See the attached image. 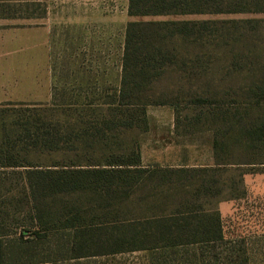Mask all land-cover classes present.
I'll return each instance as SVG.
<instances>
[{
	"label": "rangeland",
	"instance_id": "1",
	"mask_svg": "<svg viewBox=\"0 0 264 264\" xmlns=\"http://www.w3.org/2000/svg\"><path fill=\"white\" fill-rule=\"evenodd\" d=\"M127 3L128 0H5L0 3L3 6L0 14L12 16L0 18V25L24 29L26 40L31 39L32 30H40L41 38L46 41L41 48L40 89L30 101L6 103L67 107L70 123L78 116L77 110L86 106L91 107L94 117L101 113L108 118L104 110L118 102L125 30L129 22L189 21L196 22V27L206 24L224 34L254 33L255 43L260 48L255 52L247 51L239 44L233 51V59H258L260 53L264 58V14L132 18L127 15ZM173 43L181 42L175 40ZM200 52H204V58L209 57L204 50L196 49V54ZM252 61L250 65L247 62L224 66L210 65L208 60L196 66V76L192 78H189L191 73L170 69L149 93L150 100L158 103L145 107V124L136 123L140 115L129 113L121 120L127 126L133 121L137 127L119 128L123 134L115 138L112 147H138L144 167L157 166L170 174L167 179L170 183L161 192L164 199L154 196L155 190H149L155 180L145 189H148L150 198L144 213L156 215L180 211L197 217L182 230L184 244L175 248L72 260L64 237L66 233L51 231L47 239L40 241L28 235L26 229L22 230L29 226L28 216L34 212L31 201L21 200L25 196L22 191L25 171L21 168L0 171V233L8 234L2 238L8 246L16 245L17 235L22 233L24 239L37 243L38 249L29 256L7 254L2 258L3 262L264 264V144L240 139L242 129L264 120V103L259 98L264 90V63ZM197 67H208L209 70H198ZM197 99L201 103H197ZM203 100L206 102L202 103ZM6 103H0V135L2 129L9 130L20 113L18 106H4ZM225 129H229L228 148L214 156L212 137L218 134L217 137L221 138ZM71 157L72 154L55 153L40 157L32 155L29 160L49 166L55 162L68 163ZM216 163L227 165L218 166ZM61 198L53 197L43 203L49 204L55 212L65 205L69 208L83 205L87 200L77 196L69 201ZM141 210L134 197L121 208L112 206L104 211L117 212L128 219L119 232H125L129 240L134 231L131 219L139 216ZM215 213L220 218L223 240L186 244L190 237L186 232L192 230L191 226H198L199 217ZM106 221L110 220L98 222Z\"/></svg>",
	"mask_w": 264,
	"mask_h": 264
},
{
	"label": "trees",
	"instance_id": "2",
	"mask_svg": "<svg viewBox=\"0 0 264 264\" xmlns=\"http://www.w3.org/2000/svg\"><path fill=\"white\" fill-rule=\"evenodd\" d=\"M4 1L0 0V3ZM196 14H264V0H128L127 3V15L132 18ZM0 18L12 16L0 14ZM254 35L224 34L206 24L196 27V22L189 21L129 22L125 30L118 102L104 110L108 118L101 113L94 117L91 107L86 106L77 110L78 116L70 123L67 107L3 104L18 106L20 109L17 121L13 122L8 131L2 129L0 135V171L21 168L25 171L22 183L25 196L21 200L32 202L31 210L34 214L28 216L29 226L22 230L26 229L28 235L40 241L47 239L51 231L66 233L64 237L67 238L72 260L106 254L168 249L184 244L182 230L185 225L191 224L190 220L196 219V216H187L180 211L156 215L144 213V207L150 198L148 189H145L155 180L149 190H155L154 196L160 200L164 199L161 192L164 186L170 183L167 180L170 174L157 166L144 167L138 147L119 149L112 147L113 142L123 134L118 131L119 128L137 127L133 121H129V126L121 122L125 114L140 115L136 123L145 124V107L158 103L157 100H150L149 93L164 77L166 71L174 69L188 72L191 73L189 78H192L196 76V66L208 60L210 65L224 66L247 62L250 65L252 60L253 63H264L261 53L258 59H233V51L239 44L247 51L255 52L260 48V45L255 43ZM175 40L181 43L174 44ZM240 40L242 42H239ZM196 49L204 50L209 57L204 58V52L196 54ZM197 68L209 70L208 67ZM260 95L259 98L264 103V90ZM196 101L201 103L199 99ZM204 102L206 101L203 100L202 103ZM229 129L220 134L221 138L217 137L218 134L212 137L211 152L214 156L228 148L226 137L229 136ZM240 139L264 144V120L260 124L251 123L249 128L242 129ZM55 153L72 154V157L68 163L55 162L49 166L29 160L32 155L40 157ZM142 193L143 196H140ZM74 196L86 197V203L71 208L65 205L55 212L49 204L43 203L53 197H62L61 199L69 201ZM134 197L143 213L141 210L139 216L131 219L134 231L127 240L126 233L119 230L124 228L128 219L117 212L104 210L112 206L121 208ZM139 203L142 205L139 206ZM179 204L180 199L177 206ZM101 219L110 221L98 222ZM54 224L58 226L54 227ZM196 225L198 226H191L192 230L186 232L190 235L186 244L223 240L217 213L202 214ZM196 233L199 236H196ZM4 235L8 236L0 233V264L51 263L35 260L4 263L2 258L7 254L29 256L34 255L38 249V244L24 239L22 233L17 235L19 239L14 246H8L2 241ZM109 241L112 242L106 246Z\"/></svg>",
	"mask_w": 264,
	"mask_h": 264
},
{
	"label": "crops",
	"instance_id": "3",
	"mask_svg": "<svg viewBox=\"0 0 264 264\" xmlns=\"http://www.w3.org/2000/svg\"><path fill=\"white\" fill-rule=\"evenodd\" d=\"M45 42L40 30H32L31 39L26 40L24 29L0 25V103L30 101L40 89L41 48Z\"/></svg>",
	"mask_w": 264,
	"mask_h": 264
}]
</instances>
